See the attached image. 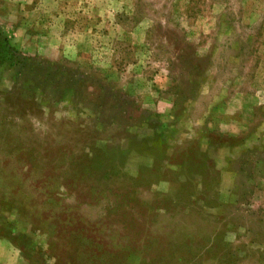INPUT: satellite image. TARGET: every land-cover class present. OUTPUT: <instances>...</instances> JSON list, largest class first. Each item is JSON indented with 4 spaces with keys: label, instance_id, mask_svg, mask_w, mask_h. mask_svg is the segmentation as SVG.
I'll return each mask as SVG.
<instances>
[{
    "label": "rangeland",
    "instance_id": "374dc122",
    "mask_svg": "<svg viewBox=\"0 0 264 264\" xmlns=\"http://www.w3.org/2000/svg\"><path fill=\"white\" fill-rule=\"evenodd\" d=\"M0 240L264 264V0H0Z\"/></svg>",
    "mask_w": 264,
    "mask_h": 264
},
{
    "label": "crops",
    "instance_id": "0c3cea01",
    "mask_svg": "<svg viewBox=\"0 0 264 264\" xmlns=\"http://www.w3.org/2000/svg\"><path fill=\"white\" fill-rule=\"evenodd\" d=\"M5 243L0 240V264H20L19 257L8 254Z\"/></svg>",
    "mask_w": 264,
    "mask_h": 264
},
{
    "label": "trees",
    "instance_id": "16d2710c",
    "mask_svg": "<svg viewBox=\"0 0 264 264\" xmlns=\"http://www.w3.org/2000/svg\"><path fill=\"white\" fill-rule=\"evenodd\" d=\"M4 41H5V44H6L7 41L6 40H4ZM5 51L8 53V57H12V54H10V47H8V49L5 48Z\"/></svg>",
    "mask_w": 264,
    "mask_h": 264
},
{
    "label": "clouds",
    "instance_id": "9594fccd",
    "mask_svg": "<svg viewBox=\"0 0 264 264\" xmlns=\"http://www.w3.org/2000/svg\"><path fill=\"white\" fill-rule=\"evenodd\" d=\"M58 115V117H59V114H57Z\"/></svg>",
    "mask_w": 264,
    "mask_h": 264
}]
</instances>
